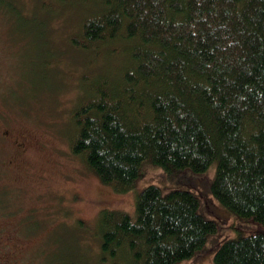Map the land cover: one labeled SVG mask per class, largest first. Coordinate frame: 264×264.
I'll list each match as a JSON object with an SVG mask.
<instances>
[{
    "label": "trees",
    "instance_id": "trees-1",
    "mask_svg": "<svg viewBox=\"0 0 264 264\" xmlns=\"http://www.w3.org/2000/svg\"><path fill=\"white\" fill-rule=\"evenodd\" d=\"M81 1L97 10L75 47L116 43L124 61L114 80L99 75L72 111L70 153L120 193L134 188L147 160L199 174L214 165L207 189L186 184L205 196L203 206L189 189L163 193L150 184L134 215L102 209L97 264L210 254L212 264H264V0ZM210 194L253 227L203 249L217 224L202 211L228 221Z\"/></svg>",
    "mask_w": 264,
    "mask_h": 264
},
{
    "label": "rangeland",
    "instance_id": "rangeland-1",
    "mask_svg": "<svg viewBox=\"0 0 264 264\" xmlns=\"http://www.w3.org/2000/svg\"><path fill=\"white\" fill-rule=\"evenodd\" d=\"M89 3L0 2V217L9 227L15 225L16 234L26 240L18 254L27 264H97L100 251L96 237L102 209L132 216L137 195L150 184L166 193L189 189L186 184L194 182L204 191L214 178V165L199 174L189 169L167 171L147 160L134 188L120 193L101 183L70 153L72 111L99 75L114 80L124 61L116 43L96 51L75 47L73 40L80 38L83 20L97 10L95 3ZM3 131L13 137L24 136L29 142L25 157L33 171L27 178L15 169L6 175L11 152ZM189 190L203 206L205 196ZM209 198L215 212L220 209L228 221L202 211L206 219L217 224V231L203 249L221 234L222 238H234L253 227L211 194ZM212 257L177 264H212Z\"/></svg>",
    "mask_w": 264,
    "mask_h": 264
},
{
    "label": "flooded vegetation",
    "instance_id": "flooded-vegetation-1",
    "mask_svg": "<svg viewBox=\"0 0 264 264\" xmlns=\"http://www.w3.org/2000/svg\"><path fill=\"white\" fill-rule=\"evenodd\" d=\"M10 130H12V133L15 131L13 129ZM5 131L9 130L6 129ZM11 134H7V132L4 131L2 133V137L6 140L7 147L10 148L11 152L6 166L8 172L5 173L7 175L10 173L9 171L15 169L19 175L27 178L31 174V171H33L29 170L32 167L31 164H28L29 161L25 157L28 151L26 144L29 142L24 136L13 137ZM19 223H21V221ZM8 225L9 222L2 220V217H0V264H27L24 256L18 254L22 249V243L26 240L16 234L15 225L11 227Z\"/></svg>",
    "mask_w": 264,
    "mask_h": 264
},
{
    "label": "bare ground",
    "instance_id": "bare-ground-1",
    "mask_svg": "<svg viewBox=\"0 0 264 264\" xmlns=\"http://www.w3.org/2000/svg\"><path fill=\"white\" fill-rule=\"evenodd\" d=\"M89 48V47H88ZM79 85V84H78Z\"/></svg>",
    "mask_w": 264,
    "mask_h": 264
}]
</instances>
